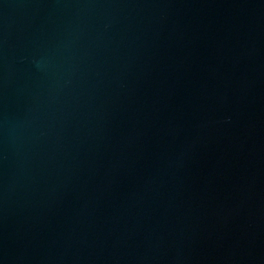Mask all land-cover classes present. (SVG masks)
Here are the masks:
<instances>
[{"label": "water", "instance_id": "water-1", "mask_svg": "<svg viewBox=\"0 0 264 264\" xmlns=\"http://www.w3.org/2000/svg\"><path fill=\"white\" fill-rule=\"evenodd\" d=\"M0 264H264V0H0Z\"/></svg>", "mask_w": 264, "mask_h": 264}]
</instances>
